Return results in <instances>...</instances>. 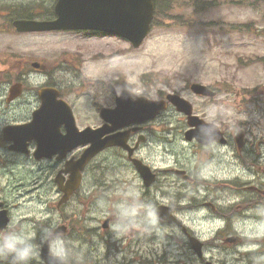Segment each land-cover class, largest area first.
I'll return each mask as SVG.
<instances>
[{"label":"rangeland","instance_id":"1","mask_svg":"<svg viewBox=\"0 0 264 264\" xmlns=\"http://www.w3.org/2000/svg\"><path fill=\"white\" fill-rule=\"evenodd\" d=\"M209 3L207 9L195 6L196 2ZM216 1L215 5L211 2ZM224 2V4H223ZM176 10H172V22L161 17L153 26L149 40L142 50L137 53L122 54L120 61L121 73L130 75L128 89H133L141 80L146 83L155 82L157 88L167 87L185 92V87L192 82L211 84L218 82L222 92L220 101L210 98L196 100L198 103L206 101L202 109L211 113V104L214 103L219 109L220 119L218 122L225 125H239L243 119L252 118L253 111L247 109L246 99L250 94L259 96L264 94V53L260 54L259 61L245 54L248 48H240L236 53L228 55L221 41H205L202 38L204 30L211 32L217 27L223 15L231 20H250L264 25V0H180ZM214 22V23H212ZM1 38V37H0ZM54 39L53 35L45 37L35 36L29 44L38 46L39 43L46 48ZM242 43V42H238ZM253 43V42H251ZM203 45H206L203 46ZM222 46V48H221ZM150 72L151 76H143ZM141 77V78H139ZM131 84V85H130ZM112 158L114 154L111 153ZM220 169L215 177L219 180L218 187L223 180L231 174L225 172L232 166L225 162V151L220 156ZM220 193V190H219ZM230 193V192H229ZM228 193V194H229ZM34 194L25 193L20 200L13 203L19 204L18 213L32 215L38 205V200L32 198ZM15 209V210H17ZM204 213L187 214L186 220L204 238L212 236V232L221 225L220 221H204ZM191 217L193 220H190ZM234 223L238 221L234 220ZM251 223L242 224L249 226ZM247 236H252L247 233Z\"/></svg>","mask_w":264,"mask_h":264},{"label":"flooded vegetation","instance_id":"2","mask_svg":"<svg viewBox=\"0 0 264 264\" xmlns=\"http://www.w3.org/2000/svg\"><path fill=\"white\" fill-rule=\"evenodd\" d=\"M58 0H0V9L8 10L9 12L5 13L4 16H6V21L7 22H14L16 19H23L21 17L22 11H24L25 17H40L39 19L43 18H48L50 14H48L47 11L53 10L57 4ZM12 11V12H11ZM43 17V18H41ZM55 18V17H54ZM27 19V18H25ZM1 62L4 67V75L0 74V116H3V118H0V149L2 151L10 149V143L9 141H6L4 139V134H3V128L10 123L15 122V119H17V113H19V107H21V101L23 99H26V94L25 91L23 90L20 96H18L15 99H11L12 95L17 93L16 90L18 86H23L25 85V82L27 81V78L30 77V72L31 70L29 69V64L34 65L35 61H31L30 58L24 57L23 55H19L15 59L13 58H8V56H5L4 58L1 59ZM41 68H45L46 65H43L39 63ZM13 71L17 72V81H11L10 77L13 73ZM120 87H117L119 89ZM24 95V96H23ZM37 97V96H36ZM21 110H26L25 108H22ZM14 115V116H13ZM13 116V117H12ZM172 117L170 115L169 117H166V114H160L156 119L158 121H167L168 118ZM187 125V123H185ZM159 132V129L157 127H144L141 126L139 129L138 133H134L130 135L129 137V146L131 147V156L127 155V160L135 167V161L140 160L146 164L148 162L150 165L152 164L151 161L145 159L142 157V154L146 150V146L150 143V134L153 132ZM249 134L245 133V138H244V146L240 149L242 153H245L247 155L248 153V138ZM227 143L230 145L231 148H237L234 143L235 139L233 136L229 135L227 136ZM193 143H195L193 141ZM162 146L165 147V141L161 143ZM216 143H211L207 148H214ZM10 152V151H8ZM11 153V152H10ZM161 152H159L160 154ZM1 154V152H0ZM158 157V155H157ZM246 157V156H245ZM1 158L2 155L0 156V164H1ZM162 161L166 162L168 161L169 165L172 164V161H175L177 163V159L175 157H172L171 155L166 156V154H162L160 156ZM146 161V162H145ZM156 162V161H155ZM177 166V165H176ZM156 168V166H155ZM174 173H180L183 174L184 171L181 169H172ZM153 174L155 175V180L154 183L149 187L151 190V193H154L158 187V173L160 174V171L158 172L157 170L153 169ZM256 189V191H259V193H253L250 195L251 200L256 203V206L258 208H261L262 205H264V191L258 187V186H252ZM215 208L216 206L213 204L212 206ZM165 209V210H174L175 207L169 203L167 205L165 204H160L156 205L154 208L155 212H157L159 209ZM122 251L121 247H118L115 251L116 253V258L115 261L117 264H132L134 262L139 263L138 259H124L122 258V254L119 255V252ZM114 253V254H115ZM217 264H220L217 260Z\"/></svg>","mask_w":264,"mask_h":264},{"label":"clouds","instance_id":"3","mask_svg":"<svg viewBox=\"0 0 264 264\" xmlns=\"http://www.w3.org/2000/svg\"><path fill=\"white\" fill-rule=\"evenodd\" d=\"M127 195L132 202L116 207V222L110 226L117 238L131 228L143 226L145 231H149L158 224L151 204L139 202L138 193L129 192ZM43 247L48 251L46 264H80L82 261V256L74 251L66 234L60 230L58 217L41 227L38 242L37 233L30 225L0 229V264H33ZM252 264H264V255L253 257Z\"/></svg>","mask_w":264,"mask_h":264},{"label":"bare ground","instance_id":"4","mask_svg":"<svg viewBox=\"0 0 264 264\" xmlns=\"http://www.w3.org/2000/svg\"><path fill=\"white\" fill-rule=\"evenodd\" d=\"M204 98H207V97H204Z\"/></svg>","mask_w":264,"mask_h":264}]
</instances>
